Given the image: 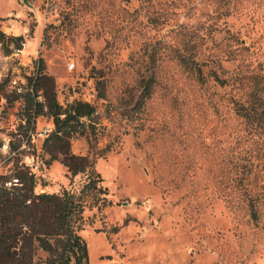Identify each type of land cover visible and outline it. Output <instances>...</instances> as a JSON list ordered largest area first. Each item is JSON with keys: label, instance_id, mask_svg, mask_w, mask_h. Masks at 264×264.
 Returning a JSON list of instances; mask_svg holds the SVG:
<instances>
[{"label": "rangeland", "instance_id": "obj_1", "mask_svg": "<svg viewBox=\"0 0 264 264\" xmlns=\"http://www.w3.org/2000/svg\"><path fill=\"white\" fill-rule=\"evenodd\" d=\"M0 17L3 32L24 38L19 51L0 42V187L21 186V165L36 194L78 191L86 179L42 150L46 109L20 128L16 81L44 104L55 93L64 107H97L98 145L110 150L95 169L111 205L84 210L88 264H264V130L234 110L248 81L236 79L264 77V0H0ZM184 52L234 85L199 82L179 64ZM71 151L88 155L86 138ZM35 254L43 264L47 254Z\"/></svg>", "mask_w": 264, "mask_h": 264}, {"label": "trees", "instance_id": "obj_2", "mask_svg": "<svg viewBox=\"0 0 264 264\" xmlns=\"http://www.w3.org/2000/svg\"><path fill=\"white\" fill-rule=\"evenodd\" d=\"M23 40L22 36H10L0 29V42L6 47L13 43L15 50L22 49ZM177 57L179 64L193 73L199 82L206 83L207 76H211L222 87L234 85L219 76L213 66L209 74H205L204 68L208 67L209 60L200 59L196 53H179ZM43 68V61H40L37 75L42 76ZM155 79L154 72L142 76L139 105L150 97ZM244 79L248 80L244 84L247 93L244 98L234 101V110L251 132L257 133L264 130V77L253 74L236 80L242 85ZM96 89L97 96L105 99L102 80H97ZM17 95L23 101L20 114L25 121L20 128L33 129L36 118L46 109V114L52 118L53 129L44 139L42 150L49 154L50 160L61 159L73 177L82 174L86 179L78 191L64 189L60 193L36 194L35 173L21 165L27 171L19 170L14 177L21 186L15 191L0 187V264H34L36 249L47 254L43 264H88V244L79 234L84 210L86 207L101 209L111 205L108 189L95 169V158L110 150V146L99 148L98 145L100 116L97 107L83 100H75L64 107L55 93L46 94L44 104L38 100L39 92L33 85ZM80 136L86 138L89 146L86 156L71 151L72 140ZM21 242L19 253L17 247Z\"/></svg>", "mask_w": 264, "mask_h": 264}, {"label": "built area", "instance_id": "obj_3", "mask_svg": "<svg viewBox=\"0 0 264 264\" xmlns=\"http://www.w3.org/2000/svg\"><path fill=\"white\" fill-rule=\"evenodd\" d=\"M19 50H21V49H19ZM18 50V51H19ZM70 67H73V64L71 65L70 64ZM13 83L16 85L15 86V90L18 92V93H22V92H24L25 90H24V86H23V84H18L16 81H13ZM53 129V128H52ZM52 129L51 128H45L44 129V134L46 135V137L52 132Z\"/></svg>", "mask_w": 264, "mask_h": 264}, {"label": "water", "instance_id": "obj_4", "mask_svg": "<svg viewBox=\"0 0 264 264\" xmlns=\"http://www.w3.org/2000/svg\"><path fill=\"white\" fill-rule=\"evenodd\" d=\"M26 4H28V0H23Z\"/></svg>", "mask_w": 264, "mask_h": 264}]
</instances>
